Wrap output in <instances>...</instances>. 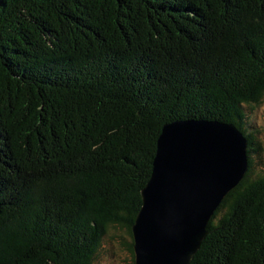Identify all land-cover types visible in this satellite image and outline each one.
I'll list each match as a JSON object with an SVG mask.
<instances>
[{"label": "trees", "instance_id": "trees-1", "mask_svg": "<svg viewBox=\"0 0 264 264\" xmlns=\"http://www.w3.org/2000/svg\"><path fill=\"white\" fill-rule=\"evenodd\" d=\"M264 0H0V264H94L132 225L165 123H233L249 170L191 264H264ZM135 264L134 241L129 245Z\"/></svg>", "mask_w": 264, "mask_h": 264}, {"label": "water", "instance_id": "water-1", "mask_svg": "<svg viewBox=\"0 0 264 264\" xmlns=\"http://www.w3.org/2000/svg\"><path fill=\"white\" fill-rule=\"evenodd\" d=\"M249 166L248 139L233 123H165L132 225L135 264H191L210 220Z\"/></svg>", "mask_w": 264, "mask_h": 264}, {"label": "rangeland", "instance_id": "rangeland-1", "mask_svg": "<svg viewBox=\"0 0 264 264\" xmlns=\"http://www.w3.org/2000/svg\"><path fill=\"white\" fill-rule=\"evenodd\" d=\"M247 126L254 134L257 150L250 153L252 168L250 178L264 175V97L259 104H245ZM133 237L126 228L110 226L97 252L94 264H132L129 245Z\"/></svg>", "mask_w": 264, "mask_h": 264}]
</instances>
